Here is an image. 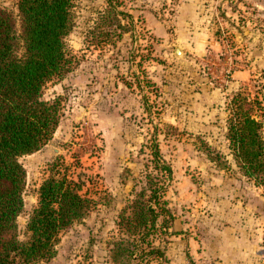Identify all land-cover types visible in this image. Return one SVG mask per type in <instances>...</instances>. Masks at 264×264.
Returning a JSON list of instances; mask_svg holds the SVG:
<instances>
[{"label":"rangeland","instance_id":"1","mask_svg":"<svg viewBox=\"0 0 264 264\" xmlns=\"http://www.w3.org/2000/svg\"><path fill=\"white\" fill-rule=\"evenodd\" d=\"M119 2L120 10L130 14L123 20L130 31L101 44L94 32L99 31L107 0H74L75 19L66 43L77 60L69 74L49 83L44 92L45 100L60 101L61 123L44 149L21 159L28 173L25 209L19 218L21 240H26L40 188L59 160L64 172L83 182L84 194L97 206L64 232L53 259L38 264H111L120 215L146 186L148 174L156 173L152 146L158 141L163 160L173 169L165 195L173 217L170 228L153 239L165 258L153 257L149 264H217L201 257L205 238L212 237L206 229L240 221L238 206L251 210L245 217L252 226L253 245L260 248L246 264H264V189L240 172L227 137L230 104L240 93L249 103L260 102L255 114L264 125V0L206 3L209 24L217 33L213 37L231 38L236 46L238 36L248 40L247 46L237 47L236 56L243 49L249 52L253 72L242 88L225 92L221 114L189 116L188 123L181 110L192 90H186L184 82L192 86L197 77L212 79L217 70L213 64L221 61L213 51L202 57L186 49L192 60L185 65L175 50L188 48V36L171 29L166 35L152 30L148 15L169 22L180 0ZM0 4L18 15L16 0ZM221 26L231 35L219 34ZM193 51L199 55L193 56ZM197 117L202 120L199 128L190 123Z\"/></svg>","mask_w":264,"mask_h":264},{"label":"trees","instance_id":"2","mask_svg":"<svg viewBox=\"0 0 264 264\" xmlns=\"http://www.w3.org/2000/svg\"><path fill=\"white\" fill-rule=\"evenodd\" d=\"M16 1L17 16L0 4V264H38L57 255L64 232L88 218L97 203L57 160L40 188L26 240L20 238L28 178L21 159L52 141L62 111L59 100L44 99L45 88L69 74L77 59L66 43L75 19L74 0ZM107 2L99 31L94 32L101 44L130 31L123 24L130 14L120 10L119 0ZM248 100L240 93L230 104L227 137L240 172L264 189V125L255 114L261 104ZM152 147L156 173L148 174L146 186L120 215L111 264H149L153 257L165 258L153 239L170 228L173 216L165 195L173 169L163 160L158 141Z\"/></svg>","mask_w":264,"mask_h":264},{"label":"crops","instance_id":"3","mask_svg":"<svg viewBox=\"0 0 264 264\" xmlns=\"http://www.w3.org/2000/svg\"><path fill=\"white\" fill-rule=\"evenodd\" d=\"M209 1L211 2L212 0H180L176 9V14L172 17L173 20L169 21L170 23L167 19L158 18L155 15H148V22H151L150 25L154 32L166 35L171 29V31L175 33L188 36V48L180 47L185 52V65L190 62V59L192 60V57L188 55L186 49L199 51L202 57L206 55V52L213 51L216 57L221 61V64L217 63V76L213 77V80L207 77H197L193 83L196 85L192 86H190L188 80L184 82L185 89L187 90L191 87L192 90L189 100L186 96L188 102L181 110L182 114L188 116L187 123L189 116L221 114L219 106L223 104L222 101L225 97V92L242 88V86L246 85L247 81L252 78L253 71L252 68L250 69L248 65L249 61L247 60L249 52L243 49L242 52L236 56L237 68L229 78L223 79L222 76L225 74L229 61L222 56L226 50L224 40L213 37L217 35V33H214L213 27L209 24L210 17L208 14L210 5L206 4ZM220 29L219 34L221 35H231L232 33L222 26ZM237 41L239 45L236 46L234 40V49H239L244 45H248V40L241 36L237 37ZM238 46L239 48H237ZM194 51L193 56L199 55ZM251 58L252 56H250V59ZM192 87H197L200 91H194ZM190 100L191 102H189ZM190 123L191 125H195V128L202 126V120L199 117L190 119ZM236 209L240 210L242 215L240 221H233V225L228 226L225 225V222L223 227L214 226L206 229V232L211 234L212 237L205 238V248L203 250L204 254L201 255L202 258H213L217 264H246L247 261L253 258V253L260 250L259 247L257 248V245H253L254 242L251 239L252 226H249L250 222L247 223V218L245 217L247 216L246 214L249 216L251 210L247 208L241 209V206H238ZM245 209L248 211L245 212ZM224 211L225 213L227 212L226 209ZM215 235H220L219 240L216 239Z\"/></svg>","mask_w":264,"mask_h":264},{"label":"built area","instance_id":"4","mask_svg":"<svg viewBox=\"0 0 264 264\" xmlns=\"http://www.w3.org/2000/svg\"><path fill=\"white\" fill-rule=\"evenodd\" d=\"M224 43L226 45V50L223 53V57H225L229 63L227 64V68L225 70V74L222 76L223 79H227L229 78L232 73L234 72V70L237 68V64H236V49H234V40L231 38H224ZM213 67H218L217 64H213ZM213 77L217 76L216 71L212 72Z\"/></svg>","mask_w":264,"mask_h":264},{"label":"water","instance_id":"5","mask_svg":"<svg viewBox=\"0 0 264 264\" xmlns=\"http://www.w3.org/2000/svg\"><path fill=\"white\" fill-rule=\"evenodd\" d=\"M176 55L184 62L185 60V52L181 49V48H178L176 49ZM51 151H57L56 149H52L51 148Z\"/></svg>","mask_w":264,"mask_h":264}]
</instances>
